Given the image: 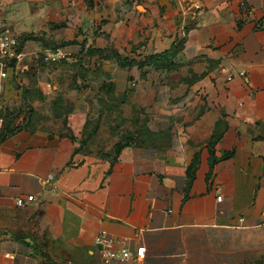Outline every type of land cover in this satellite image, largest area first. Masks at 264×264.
<instances>
[{"label":"crops","instance_id":"obj_1","mask_svg":"<svg viewBox=\"0 0 264 264\" xmlns=\"http://www.w3.org/2000/svg\"><path fill=\"white\" fill-rule=\"evenodd\" d=\"M253 20L264 0H0L21 45L0 97V264H103L101 230L145 248L116 264H264ZM68 66L85 88L48 96ZM38 99L50 117H13Z\"/></svg>","mask_w":264,"mask_h":264},{"label":"built area","instance_id":"obj_2","mask_svg":"<svg viewBox=\"0 0 264 264\" xmlns=\"http://www.w3.org/2000/svg\"><path fill=\"white\" fill-rule=\"evenodd\" d=\"M244 8L242 16L248 18L253 13V9L245 2H241ZM254 25L258 28L264 29V20H253ZM21 58L20 42L12 31L5 26H0V97L3 91L5 80L13 75L17 77L18 69L17 63ZM54 59L53 57H49ZM220 196L217 199L220 200ZM35 199L34 195H29L25 198L27 202ZM24 203L23 198H17L16 204L21 206ZM94 245L99 253L103 264H116L118 260L134 259L140 261L144 258V246H138L135 251H131L126 247V239L117 240L107 234L106 231L101 230L94 238ZM115 246H118L115 250Z\"/></svg>","mask_w":264,"mask_h":264},{"label":"rangeland","instance_id":"obj_3","mask_svg":"<svg viewBox=\"0 0 264 264\" xmlns=\"http://www.w3.org/2000/svg\"><path fill=\"white\" fill-rule=\"evenodd\" d=\"M75 69L71 68V67H61L60 71H58V74L56 76V81H53L50 83L49 86H47L46 91L49 93L47 94L48 96H54V93H56V91H59L60 93H65L66 95H69L73 89H77V90H81V87H83V89L85 88V86H83V83H77L76 81H72L70 80V75H72L74 73ZM73 72V73H72ZM55 83L57 84V90L56 88L53 87V85H55ZM46 97V96H45ZM56 98V97H54ZM63 98H61L62 101ZM54 100V99H53ZM55 100V102H53V104L56 106V109H63L64 105L61 103V101ZM58 103V105L56 104ZM47 107H49V102L48 101H44L42 99H38V100H33L31 102L25 101L24 104L20 107V111L19 113L16 114V116L14 115V118H22L24 122H30L31 120H33L35 117H38L41 120H44L45 117L49 116L47 115L46 109ZM66 110L68 109V106H66ZM34 112H36V114H34ZM16 112H14L15 114ZM124 126V125H123ZM125 127V126H124ZM112 128V127H111ZM122 131H123V127H121ZM119 130L117 132V134L120 133ZM115 142H90L89 146H87L86 149H89L91 151H96V150H108L109 148H111V146L114 144ZM120 143H127V142H119Z\"/></svg>","mask_w":264,"mask_h":264},{"label":"trees","instance_id":"obj_4","mask_svg":"<svg viewBox=\"0 0 264 264\" xmlns=\"http://www.w3.org/2000/svg\"><path fill=\"white\" fill-rule=\"evenodd\" d=\"M20 46H21V45H20ZM168 54H169V52H165L164 54H158V55H155L153 58H154V59H162V58L167 57ZM131 140H133V137H132Z\"/></svg>","mask_w":264,"mask_h":264},{"label":"water","instance_id":"obj_5","mask_svg":"<svg viewBox=\"0 0 264 264\" xmlns=\"http://www.w3.org/2000/svg\"><path fill=\"white\" fill-rule=\"evenodd\" d=\"M100 98L108 100V97L104 96L103 94L100 95Z\"/></svg>","mask_w":264,"mask_h":264}]
</instances>
